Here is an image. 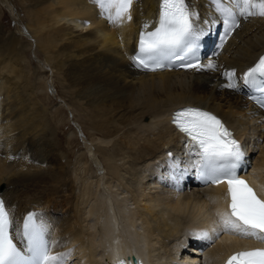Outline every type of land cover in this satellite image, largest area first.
Instances as JSON below:
<instances>
[{
  "label": "bare ground",
  "instance_id": "obj_1",
  "mask_svg": "<svg viewBox=\"0 0 264 264\" xmlns=\"http://www.w3.org/2000/svg\"><path fill=\"white\" fill-rule=\"evenodd\" d=\"M12 2L2 0L9 6ZM189 4L199 13V27L218 18L209 0ZM159 5L160 0H134L132 20L117 25L93 0H17L13 7L25 19L15 29L6 28L0 6V194L16 225L31 210L43 220L52 254L71 253L67 264L76 258L77 264H114L132 254L148 264H195L204 254V264H219L239 248L264 246L228 233L214 243L199 236L201 229L210 232L218 224V211L228 210L227 191L198 185L195 169L176 189L173 177L179 173L173 172V163L187 167L195 157L171 123L174 110L201 107L236 131L246 157L249 148L259 147L261 156L247 172L252 171V183L264 198V140L259 146L264 110L249 99V88L241 82L264 51V17L241 19L226 41L219 22L204 36L208 43L202 65L213 62L216 70L145 71L131 57L140 29L157 24ZM31 49L43 68L30 60ZM44 68L63 81L72 99L81 101L73 102L75 111L85 112L84 118L77 116L86 132L84 144L77 145L84 150L79 157L94 163L100 185L109 173L104 192L86 182L78 187L76 171L69 167L79 166L82 158L71 161L73 139L58 132L63 116L52 112L42 92L48 89ZM231 70L240 91L224 87L228 80L223 73Z\"/></svg>",
  "mask_w": 264,
  "mask_h": 264
},
{
  "label": "snow or ice",
  "instance_id": "obj_2",
  "mask_svg": "<svg viewBox=\"0 0 264 264\" xmlns=\"http://www.w3.org/2000/svg\"><path fill=\"white\" fill-rule=\"evenodd\" d=\"M93 2L112 24L123 25L132 20L134 0ZM209 3L218 18L205 20V28L196 24L199 13L190 8L189 0H160L157 25L152 31L140 33L138 53L131 57L134 65L155 72L179 60L184 68L216 70L213 62L207 65L199 62L201 38L219 22L224 27L226 41L239 28L241 19L264 17V0H209ZM223 75L228 80L224 87L238 89L235 70L225 71ZM241 82L253 91L250 98L264 107V56L243 75ZM172 123L186 137L189 156L195 157L187 167L173 163V172L179 173L173 177L177 181L176 189L181 190L179 181L190 169H195L196 177L205 183L227 185L228 210L218 211V224L199 236L213 243L222 233L264 242V198L240 174L241 169L247 174L249 165L233 133L217 115L199 107L177 110ZM47 233L48 226L36 213H29L22 226L16 225L5 200L0 198V264H67L71 253L52 254L53 245ZM226 264H264V248L238 251Z\"/></svg>",
  "mask_w": 264,
  "mask_h": 264
},
{
  "label": "rangeland",
  "instance_id": "obj_3",
  "mask_svg": "<svg viewBox=\"0 0 264 264\" xmlns=\"http://www.w3.org/2000/svg\"><path fill=\"white\" fill-rule=\"evenodd\" d=\"M12 1H13L12 4H10L11 6H9V4L7 5L5 3H2V0H0V6H1L2 9H4L3 11L5 12L4 16H3V23L5 24L6 28L10 27L11 29H15L16 25L18 24V22L20 20L22 21L23 19H25V13L21 12L19 9H15V7H13V5L15 3H17V0H12ZM11 8L19 11L18 15H15L16 14L15 11L13 9H11ZM29 57H30V60L37 67L43 68V64H42L43 60L38 57V55L36 54V51L34 49H31V51L29 52ZM44 69H45V72L42 75V81L46 84V87L48 89L47 90L44 89V90H42V92L43 93H45V92L47 93L48 96H47L46 101L49 104V107L51 108L52 112H54V111L56 112V110H57V111H60L62 113L63 122H62V124L58 125L59 126L58 132H60V133L64 132L67 137H70V138L73 139V142L70 144L71 147H70V145L68 146V144L66 142L64 144H65V147L68 146L71 149L73 148L72 150L74 151V155L70 159H71V161L73 163H75L77 159L80 160L83 157V156H81V158H80L79 156L82 153H84V150L79 149V146H77V145H81L82 146L84 144V141L86 140L85 137H84L85 133H86L85 129L83 127V124L79 122L77 116L79 115L78 116L79 118H84L85 117V112L83 110H81V109H78L77 111H75L76 105L73 102H77V104H79V102H81V101H77L76 99H72V95L68 91V89L66 87L63 88L64 87L63 81L59 77L54 76L51 71L47 72L49 70L48 68H44ZM58 89H59V91L61 90V91L64 92L63 96H59V94L57 92ZM238 91H240V89H238ZM79 130H81V132H79ZM96 137H99V135L96 134ZM263 140H264V138L262 137L260 139L259 146H262L261 143L263 142ZM95 142L98 143L97 140H95ZM110 149L112 150V148H110ZM249 151L251 153V155H250V164L253 167V165L255 163V158L261 156L260 155V149H259V147L258 148L253 147L252 149L249 148ZM98 152L96 153V157L100 154ZM98 158L102 159L101 154L98 156ZM82 159L80 160L81 163H79V166H78V163H75V165L71 164L70 167H69L71 171H76V173H74V175L77 176L76 177V181L78 183V187L81 186V188L82 187L84 188V186L90 184L91 186L93 185L92 186L93 189H98L99 192L100 191L104 192V188H106V185H105L106 183L103 180H106V176L109 173L101 180L102 182L100 181V183H102L100 185L96 181V174L97 173L95 172V168L93 166L94 163H92V161H90V160L86 161V159H84V158H82ZM126 159L127 160L130 159L128 155H127ZM82 163H85V164H82ZM75 168H77V170ZM261 172H262V175L264 176V168L261 170ZM74 175H73V177H75ZM84 177L87 178L86 179L87 181L88 180L89 181L87 182ZM163 179L164 180L165 179L169 180V178L167 176H165ZM85 182H86V185H85ZM103 182H104V184H103ZM172 187H173V183H172ZM122 196H125V198H126L127 194H124ZM92 201L93 200H91V203H93ZM128 202L131 205L128 208V211L131 214L132 211H133L134 205L132 204V201L129 200ZM48 223H51V222L48 221ZM97 226L96 227L98 229L100 227V224L98 223ZM202 231L203 230L201 229L200 232H202ZM186 245H187L186 246L187 248L191 247L188 244H186ZM147 255L150 256L149 250H147ZM78 262L79 261H78L77 258L74 261H72V263H75V264H77ZM72 263H70V264H72Z\"/></svg>",
  "mask_w": 264,
  "mask_h": 264
},
{
  "label": "water",
  "instance_id": "obj_4",
  "mask_svg": "<svg viewBox=\"0 0 264 264\" xmlns=\"http://www.w3.org/2000/svg\"><path fill=\"white\" fill-rule=\"evenodd\" d=\"M134 260H136V259L134 258Z\"/></svg>",
  "mask_w": 264,
  "mask_h": 264
}]
</instances>
